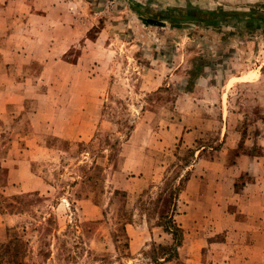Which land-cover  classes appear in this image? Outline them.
<instances>
[{"label":"rangeland","instance_id":"1","mask_svg":"<svg viewBox=\"0 0 264 264\" xmlns=\"http://www.w3.org/2000/svg\"><path fill=\"white\" fill-rule=\"evenodd\" d=\"M59 2L22 33L8 17L0 43V244L16 232L36 257L41 220L91 264L241 251L234 220L264 201L234 167L247 152L264 166V17L247 24L245 0ZM166 214L181 236L163 260Z\"/></svg>","mask_w":264,"mask_h":264},{"label":"crops","instance_id":"2","mask_svg":"<svg viewBox=\"0 0 264 264\" xmlns=\"http://www.w3.org/2000/svg\"><path fill=\"white\" fill-rule=\"evenodd\" d=\"M245 2L250 3L248 8L239 9L236 13L246 16L248 22L247 24L249 25H253V23L256 21L259 23L261 21L260 17H264V0H245ZM59 5V0H0V43L12 35V30L10 29L11 25L9 24L8 17L14 16L15 19L19 20L18 25L19 27H22L20 31L22 33L28 27V23L26 21L28 20L30 12H35L31 13V15L37 16V12H52L55 9L60 10ZM185 10V8L178 9L179 12H186ZM171 11L172 8L168 10V12ZM8 12H10V14ZM258 25L262 26L261 24ZM6 47L8 48L9 46ZM2 49L3 48L0 44L1 52ZM3 75L5 79L8 77L6 72H4ZM249 78H251V73H245L242 76L233 77L232 79L248 80ZM0 79H2L1 73ZM4 89H6L5 86L0 89V97H2L3 94L5 95ZM240 161H242V163H240ZM243 164L244 167L242 166ZM206 167L208 169H217L214 160L209 161L206 164ZM234 167H236L239 173L242 170L245 172L249 171L248 175H255V178H260L259 181H256L255 184H252L247 190L250 191L251 194H259L263 188L262 183L264 180L262 171L264 170V166L262 165L261 159L255 155V152H247L237 156ZM255 178L254 180H256ZM254 180H252L250 183H252ZM259 202L260 201H253L252 197L247 201L249 207H257L260 209L259 214H252L248 212L252 216H245L244 218L237 219V221L234 220L236 230L239 229L241 224H245L246 226V230L244 232L235 231V229L232 228V230H234L232 232L234 233L236 239H239L243 242L245 241V246L241 251L237 250L231 256L223 254L219 256L220 260H217L218 262L216 260H210L209 258H203V254L199 253L198 262L196 260V264H264V201L260 203ZM219 253L220 252H218V255Z\"/></svg>","mask_w":264,"mask_h":264},{"label":"trees","instance_id":"3","mask_svg":"<svg viewBox=\"0 0 264 264\" xmlns=\"http://www.w3.org/2000/svg\"><path fill=\"white\" fill-rule=\"evenodd\" d=\"M156 15L161 18L159 13H156ZM162 218L164 219L165 230L173 236L174 242L172 245L162 246V254L165 255L163 256V260H166L167 256L177 254L181 228L175 223L172 214H166ZM40 223L41 225L38 228L42 229L43 232L41 236V249L37 251L36 257L40 259L42 264H91L94 261H104L103 258L94 255L90 249L79 245V242L69 243L66 238L54 236L55 242L53 243L51 236L45 232V223L41 220ZM23 231H26L25 228ZM15 233L13 232L5 242L0 244V264H41L33 254L28 255L26 246L29 244V239L23 240L22 236L20 237ZM78 245L80 246V251L77 250ZM124 245L128 244L125 243ZM50 246L56 247L55 254H52ZM151 250L154 252L155 249L152 248ZM156 261L158 260L156 259Z\"/></svg>","mask_w":264,"mask_h":264},{"label":"flooded vegetation","instance_id":"4","mask_svg":"<svg viewBox=\"0 0 264 264\" xmlns=\"http://www.w3.org/2000/svg\"><path fill=\"white\" fill-rule=\"evenodd\" d=\"M198 18V17H197Z\"/></svg>","mask_w":264,"mask_h":264}]
</instances>
